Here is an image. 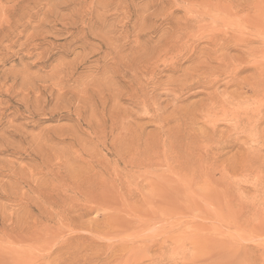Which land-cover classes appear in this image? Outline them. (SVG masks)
Masks as SVG:
<instances>
[{
	"label": "rangeland",
	"instance_id": "rangeland-1",
	"mask_svg": "<svg viewBox=\"0 0 264 264\" xmlns=\"http://www.w3.org/2000/svg\"><path fill=\"white\" fill-rule=\"evenodd\" d=\"M0 264H264V0H0Z\"/></svg>",
	"mask_w": 264,
	"mask_h": 264
}]
</instances>
